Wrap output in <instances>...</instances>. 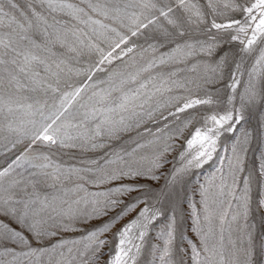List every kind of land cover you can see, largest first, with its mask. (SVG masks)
I'll list each match as a JSON object with an SVG mask.
<instances>
[{
  "label": "snow or ice",
  "instance_id": "snow-or-ice-1",
  "mask_svg": "<svg viewBox=\"0 0 264 264\" xmlns=\"http://www.w3.org/2000/svg\"><path fill=\"white\" fill-rule=\"evenodd\" d=\"M258 100L264 0H0V264H254Z\"/></svg>",
  "mask_w": 264,
  "mask_h": 264
},
{
  "label": "rangeland",
  "instance_id": "rangeland-1",
  "mask_svg": "<svg viewBox=\"0 0 264 264\" xmlns=\"http://www.w3.org/2000/svg\"><path fill=\"white\" fill-rule=\"evenodd\" d=\"M200 2L203 4L205 0H200ZM17 3L21 5V7H24V0H17ZM219 19V18H218ZM246 79V77H244ZM242 90V85L238 86ZM264 124V102L257 101L255 104L250 106L245 111V120L244 122L239 126L241 128H247L252 133V138L249 141L248 145V151L246 156V163L248 168H253L256 165L257 157L259 154L264 151V127H261V125ZM234 139V137H232ZM219 151L223 152V148L219 149ZM64 159H67V157H64ZM214 165L212 162H209V166H206L201 172H199V179H203L204 175L206 173H209L212 170V167ZM226 207V205H225ZM262 218H264V212L259 211L255 204H253V208L251 211L249 223H255L256 228L254 230V264H264V221H262ZM158 224L164 223V220H160L157 222ZM189 226V221L187 215L183 216L181 218V229L185 232H187ZM91 227V225L89 226ZM119 225H117V228ZM216 227H219L218 220L216 221ZM225 229L228 228V225L225 224ZM235 227V225H233ZM115 231V229H114ZM82 235L80 232H71V233H65L66 237H75ZM188 235H191L189 232ZM234 236L238 235V233H233ZM195 239V237H193ZM155 242V241H153ZM225 245L227 246V231L225 232ZM230 247V246H229ZM107 251V249H105ZM107 257H103L102 259H106ZM4 259H8V257H5ZM226 259H228L226 254ZM150 260V256L147 252H145L141 258V264H148V261Z\"/></svg>",
  "mask_w": 264,
  "mask_h": 264
}]
</instances>
